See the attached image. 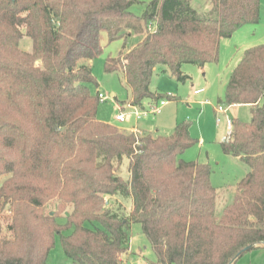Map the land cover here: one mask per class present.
I'll return each instance as SVG.
<instances>
[{"label":"trees","instance_id":"obj_1","mask_svg":"<svg viewBox=\"0 0 264 264\" xmlns=\"http://www.w3.org/2000/svg\"><path fill=\"white\" fill-rule=\"evenodd\" d=\"M138 2L0 0V169L12 175L0 195L11 198L16 227L32 216L45 234L25 242L17 235L12 251L6 248L14 243H0V264H47L56 235L72 264H122L134 223L156 264H231L242 249L264 242V45L243 52L226 84L228 106H250L251 120H233L221 143L248 172L220 214L209 166L179 158L196 143L187 124L168 137L121 133L96 118L98 95L89 90L100 31L113 42L142 34L144 22L143 39L104 67L122 71L132 106L156 103L173 97L149 90L155 68L184 82L182 65L216 62L222 39L259 23L260 0H210L205 14L189 0H148L141 16L131 10ZM25 36L31 53L18 47ZM123 159L128 181L114 173ZM116 195L131 199L128 216L103 211L106 197ZM54 197L72 205L62 224L37 217Z\"/></svg>","mask_w":264,"mask_h":264},{"label":"rangeland","instance_id":"obj_2","mask_svg":"<svg viewBox=\"0 0 264 264\" xmlns=\"http://www.w3.org/2000/svg\"><path fill=\"white\" fill-rule=\"evenodd\" d=\"M138 1L131 10L135 15L141 16L148 0ZM189 2L201 14L207 13L211 8L210 0H189ZM140 24L143 26L142 34L133 32L127 38L117 39L113 42H109L105 31L99 33L100 54L89 62L96 83L89 85V90L94 97L100 93L108 99L103 102L99 100L96 118L101 122L115 126L119 132L124 134L132 133L129 131L136 129L141 132L137 133L138 138L146 135L154 138L168 137L172 135L176 125L187 124L189 134L196 140V143L187 148L179 158L186 162L209 166L210 184L216 189V209L220 214L224 207L232 203L237 184L248 172V167L240 159L225 155L222 151L221 143L228 139L226 119L238 120L241 123H248L251 120L250 106L228 107L225 100L226 84L243 52L246 49L264 45V0H260L259 23L256 25L247 24L230 38L222 39L219 43L216 62L207 63L202 68L190 64L182 65L181 71L187 77L184 82L177 81L168 70L163 73L162 66L155 68L149 90L163 97H173L170 100L165 98L166 104L160 107V112L156 114H153L151 109L159 107L160 100L155 103L144 99L140 105L131 107L132 94L124 82L122 71L107 73L104 67L107 58H116L120 52L135 47L142 36L146 35L144 22ZM21 30L24 32V29ZM18 47L23 52L31 53V39L23 37ZM198 89H203V92L191 95ZM218 106L228 108L227 114H217ZM134 108L142 114L139 118L134 115ZM120 110L124 114H129L128 121L124 123L115 121V116L120 114ZM217 119H220L219 122ZM114 171L115 175L128 181L130 178L129 160L123 159L121 163L115 164ZM11 177V174H6L0 169V192ZM120 198L121 201L118 202L113 198L106 197L103 211L116 213L120 217L128 216L132 210L130 198L124 196H120ZM38 210L40 215L37 217L57 218V221L62 224L66 215L72 211V205L64 204L61 199L54 197L47 200ZM27 222V225L25 222L22 224L20 220L19 227H16L11 211V198L0 195V243L4 241L14 243L9 245L6 250L10 248L9 250L12 251L19 247L15 243L17 235L24 242L30 238L31 234L45 240V234H40L37 231L40 221L30 216ZM21 224L22 227L26 226V231L22 229ZM85 226L88 228L99 227L98 224L90 223H86ZM36 231L37 233H35ZM69 233H71V229L65 231L63 235ZM128 235L129 247L122 256V264H156V256L142 233L141 225L131 224ZM46 262L47 264H72V260L63 251L59 235L54 238V244L48 253Z\"/></svg>","mask_w":264,"mask_h":264},{"label":"built area","instance_id":"obj_3","mask_svg":"<svg viewBox=\"0 0 264 264\" xmlns=\"http://www.w3.org/2000/svg\"><path fill=\"white\" fill-rule=\"evenodd\" d=\"M203 92V89H198V90H195L193 91V93L191 95H198L200 93ZM98 95V99L103 102V101H106V99H108V97L102 95V94H97ZM166 104V100H161L160 101V106L159 107H153L151 109L152 113L153 114H156V113H159L160 112V107L164 106ZM131 107H134L132 105H130ZM228 107H234V106H228ZM135 109V108H134ZM227 111H228V108H222V106H218L217 109H216V112L217 114H224L226 115L227 114ZM145 113V112H144ZM143 113V114H144ZM134 115L139 118L142 114L140 112H138L136 109L134 111ZM130 118L129 114H124L123 112H121L120 110V114H117L115 116V121L118 122V123H124L126 121H128ZM220 119H217V122H219ZM226 124H227V129H228V138L230 137V134L232 132V128H233V120L227 118L226 119ZM132 133H135L136 137L138 138L137 136V133H141L140 131L136 130V129H133L132 130Z\"/></svg>","mask_w":264,"mask_h":264},{"label":"crops","instance_id":"obj_4","mask_svg":"<svg viewBox=\"0 0 264 264\" xmlns=\"http://www.w3.org/2000/svg\"><path fill=\"white\" fill-rule=\"evenodd\" d=\"M142 39H143V36H142ZM132 130L133 129H131L129 132H132ZM110 198H113L114 200H116L118 202L121 201L120 195H116V196H113ZM130 202L132 204L131 199H130ZM254 251H257V252H254ZM251 253H253V254H251ZM128 260H130V259L128 258ZM234 264H264V245H259L256 248L252 249L251 251L244 253L241 257H239L235 261Z\"/></svg>","mask_w":264,"mask_h":264},{"label":"water","instance_id":"obj_5","mask_svg":"<svg viewBox=\"0 0 264 264\" xmlns=\"http://www.w3.org/2000/svg\"><path fill=\"white\" fill-rule=\"evenodd\" d=\"M260 245H264V242H262ZM258 245H249L247 247H245L244 249H242L237 255L236 257L234 258V260L231 262V264H234L235 261L241 257L244 253L248 252V251H251L252 249L256 248Z\"/></svg>","mask_w":264,"mask_h":264}]
</instances>
